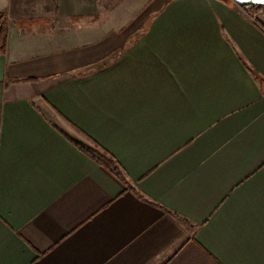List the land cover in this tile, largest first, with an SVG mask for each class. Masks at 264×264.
<instances>
[{"label": "crops", "instance_id": "0c3cea01", "mask_svg": "<svg viewBox=\"0 0 264 264\" xmlns=\"http://www.w3.org/2000/svg\"><path fill=\"white\" fill-rule=\"evenodd\" d=\"M0 14V264H264V8Z\"/></svg>", "mask_w": 264, "mask_h": 264}, {"label": "water", "instance_id": "95a60500", "mask_svg": "<svg viewBox=\"0 0 264 264\" xmlns=\"http://www.w3.org/2000/svg\"><path fill=\"white\" fill-rule=\"evenodd\" d=\"M238 7H259L264 8V0H230Z\"/></svg>", "mask_w": 264, "mask_h": 264}, {"label": "trees", "instance_id": "16d2710c", "mask_svg": "<svg viewBox=\"0 0 264 264\" xmlns=\"http://www.w3.org/2000/svg\"><path fill=\"white\" fill-rule=\"evenodd\" d=\"M6 31L4 27L3 15L0 14V50L4 52L5 49Z\"/></svg>", "mask_w": 264, "mask_h": 264}, {"label": "built area", "instance_id": "2783aa9c", "mask_svg": "<svg viewBox=\"0 0 264 264\" xmlns=\"http://www.w3.org/2000/svg\"><path fill=\"white\" fill-rule=\"evenodd\" d=\"M246 8L250 9V8H252V7H246Z\"/></svg>", "mask_w": 264, "mask_h": 264}]
</instances>
